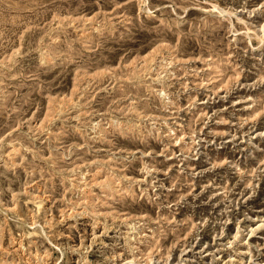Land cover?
<instances>
[{"label":"rangeland","instance_id":"obj_1","mask_svg":"<svg viewBox=\"0 0 264 264\" xmlns=\"http://www.w3.org/2000/svg\"><path fill=\"white\" fill-rule=\"evenodd\" d=\"M0 264H264V0H0Z\"/></svg>","mask_w":264,"mask_h":264},{"label":"bare ground","instance_id":"obj_2","mask_svg":"<svg viewBox=\"0 0 264 264\" xmlns=\"http://www.w3.org/2000/svg\"><path fill=\"white\" fill-rule=\"evenodd\" d=\"M144 2V1H143ZM146 3V2H145ZM147 10V9H146ZM40 203V202H39ZM37 204V203H36ZM39 206H41V204L39 205Z\"/></svg>","mask_w":264,"mask_h":264}]
</instances>
